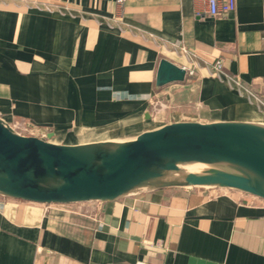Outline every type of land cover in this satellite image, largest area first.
Returning <instances> with one entry per match:
<instances>
[{
    "label": "crops",
    "instance_id": "0c3cea01",
    "mask_svg": "<svg viewBox=\"0 0 264 264\" xmlns=\"http://www.w3.org/2000/svg\"><path fill=\"white\" fill-rule=\"evenodd\" d=\"M161 58L185 80L156 87ZM218 59L264 96V0L215 17L205 0H0V114L54 143L182 120L264 123V107L211 74ZM0 264H264V199L179 188L71 204L0 195Z\"/></svg>",
    "mask_w": 264,
    "mask_h": 264
},
{
    "label": "water",
    "instance_id": "95a60500",
    "mask_svg": "<svg viewBox=\"0 0 264 264\" xmlns=\"http://www.w3.org/2000/svg\"><path fill=\"white\" fill-rule=\"evenodd\" d=\"M184 80L183 67L159 60L156 87ZM168 188L264 199V123L182 120L124 139L61 144L0 114L2 196L71 204L135 199Z\"/></svg>",
    "mask_w": 264,
    "mask_h": 264
},
{
    "label": "built area",
    "instance_id": "2783aa9c",
    "mask_svg": "<svg viewBox=\"0 0 264 264\" xmlns=\"http://www.w3.org/2000/svg\"><path fill=\"white\" fill-rule=\"evenodd\" d=\"M235 3L236 0H205V13L213 17L222 16L234 10ZM192 73L193 69H188L187 74L191 75ZM211 74L222 78L229 87L236 89L239 93H244L249 99L256 101L258 105L264 107V96L245 86L235 75L224 72L221 60H216L212 65ZM157 106H159L157 101L151 103L153 110H156ZM24 125L26 126L25 123ZM27 128L29 129V127Z\"/></svg>",
    "mask_w": 264,
    "mask_h": 264
},
{
    "label": "rangeland",
    "instance_id": "374dc122",
    "mask_svg": "<svg viewBox=\"0 0 264 264\" xmlns=\"http://www.w3.org/2000/svg\"><path fill=\"white\" fill-rule=\"evenodd\" d=\"M29 129H30V130H34L33 128H29ZM33 132H37L36 129H35V131H33Z\"/></svg>",
    "mask_w": 264,
    "mask_h": 264
},
{
    "label": "bare ground",
    "instance_id": "6f19581e",
    "mask_svg": "<svg viewBox=\"0 0 264 264\" xmlns=\"http://www.w3.org/2000/svg\"><path fill=\"white\" fill-rule=\"evenodd\" d=\"M200 167V165L196 166V168Z\"/></svg>",
    "mask_w": 264,
    "mask_h": 264
}]
</instances>
